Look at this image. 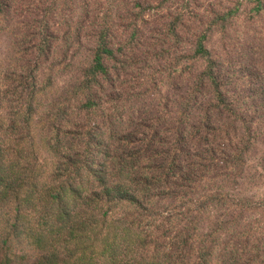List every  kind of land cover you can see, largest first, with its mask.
Masks as SVG:
<instances>
[{
  "label": "trees",
  "instance_id": "1",
  "mask_svg": "<svg viewBox=\"0 0 264 264\" xmlns=\"http://www.w3.org/2000/svg\"><path fill=\"white\" fill-rule=\"evenodd\" d=\"M7 7L0 0V14ZM208 38L195 34L193 58L207 68L184 98L180 121L150 131L125 121L103 96L105 60L119 51L112 38L72 37L92 49L77 96L53 122L49 159L23 144L32 115L22 120L17 110L6 125L10 91L0 67V264H264L262 205L238 195L252 133L231 120L243 124ZM39 55L31 54L29 68Z\"/></svg>",
  "mask_w": 264,
  "mask_h": 264
},
{
  "label": "rangeland",
  "instance_id": "2",
  "mask_svg": "<svg viewBox=\"0 0 264 264\" xmlns=\"http://www.w3.org/2000/svg\"><path fill=\"white\" fill-rule=\"evenodd\" d=\"M6 1L10 8L0 14V67L10 94L3 117L10 126L17 110L22 120L32 115L23 144H34L41 159L50 158L53 122L65 118L77 96L79 68L92 49L88 41L74 44L72 37L112 38L119 51L114 60H105L109 76L103 96H112L125 121L165 131L169 120L180 121L184 98L207 68L193 58L195 34L207 33L226 96L243 124L231 120L252 133L246 137L253 147L238 195L261 203L264 228V0ZM228 11L234 15L224 19ZM33 52L40 53V62L29 68ZM222 126L217 121V128ZM227 126V132L234 129L231 122Z\"/></svg>",
  "mask_w": 264,
  "mask_h": 264
}]
</instances>
